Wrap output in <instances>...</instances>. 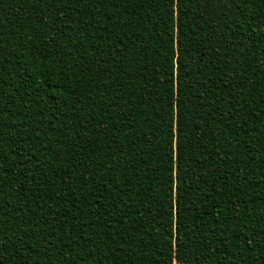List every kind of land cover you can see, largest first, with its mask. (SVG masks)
Listing matches in <instances>:
<instances>
[{
  "label": "trees",
  "instance_id": "16d2710c",
  "mask_svg": "<svg viewBox=\"0 0 264 264\" xmlns=\"http://www.w3.org/2000/svg\"><path fill=\"white\" fill-rule=\"evenodd\" d=\"M264 264V0H0V264Z\"/></svg>",
  "mask_w": 264,
  "mask_h": 264
},
{
  "label": "rangeland",
  "instance_id": "374dc122",
  "mask_svg": "<svg viewBox=\"0 0 264 264\" xmlns=\"http://www.w3.org/2000/svg\"><path fill=\"white\" fill-rule=\"evenodd\" d=\"M175 264H179V263H175Z\"/></svg>",
  "mask_w": 264,
  "mask_h": 264
}]
</instances>
